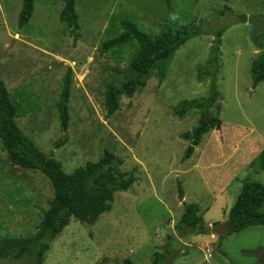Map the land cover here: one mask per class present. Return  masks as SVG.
Here are the masks:
<instances>
[{
    "label": "rangeland",
    "instance_id": "374dc122",
    "mask_svg": "<svg viewBox=\"0 0 264 264\" xmlns=\"http://www.w3.org/2000/svg\"><path fill=\"white\" fill-rule=\"evenodd\" d=\"M22 5L23 0H0V79L18 103L20 127L68 173L110 150L118 168L134 178L94 223L73 217L51 242L43 264H123L125 258L153 264L155 253H166L168 246L175 251L164 264H264L262 225L226 234L223 246L213 241L208 252L209 246L194 243L204 234L181 239L175 229L183 201L198 203L206 223L229 222L243 181L264 183V169L253 165L264 147V81L254 86L252 71L260 51L253 35L264 24V0H76V32L60 19L65 0H36L29 23L19 27ZM255 16H261L256 23ZM123 19L150 34L190 23L203 32L163 63V79L156 70L144 87L120 96L119 110L109 115L107 87L126 83L138 49L131 42L101 51L104 41L122 32ZM221 27L226 29L218 96L209 114L223 124L203 134L184 159L192 143L186 136L201 113L180 110L210 94L209 57ZM69 68L70 121L64 132L57 103ZM64 134L67 140L59 145ZM53 197L49 178L13 164L0 138V239L33 237ZM9 260L0 264H29L25 257Z\"/></svg>",
    "mask_w": 264,
    "mask_h": 264
},
{
    "label": "trees",
    "instance_id": "16d2710c",
    "mask_svg": "<svg viewBox=\"0 0 264 264\" xmlns=\"http://www.w3.org/2000/svg\"><path fill=\"white\" fill-rule=\"evenodd\" d=\"M170 1V0H168ZM36 0H23L19 12L18 25L24 27L33 16ZM255 16L253 22L256 23ZM264 17V16H262ZM60 19L74 32L79 30V15L76 11V0H65L60 12ZM240 19L246 21L245 16ZM122 32L103 42L101 51L137 43V51L133 54L130 67L131 74L126 83L117 87L109 85L106 90V109L109 115L119 110L120 96H131L138 88L146 85L147 77L156 70L161 79L164 78L163 63L169 62L177 50L189 39L203 32L197 24H184L178 27L168 26L158 34H150L142 30L137 23L130 19L121 21ZM226 27L215 32L214 42L209 57V72L212 75L211 91L208 98L200 102L187 104L180 110L197 109L201 113L200 122L194 128L191 145L187 147L184 159L192 156L195 146L201 141V136L211 129H221L222 120L209 114L210 107L218 96L216 75L220 69V47ZM254 44L260 49L252 63L254 86L264 81V24L253 35ZM72 69L69 68L63 80L62 90L57 103V110L64 132L70 121V100L72 93ZM19 106L10 93L4 80L0 79V138L8 153L9 160L22 168L39 170L51 181L54 197L39 224L38 231L33 237L23 240L12 237L0 239V259H11L9 263L26 258L29 264H43L45 254L51 247V242L65 229L74 217L82 222L94 223L98 218L111 209V202L118 191L131 188L134 178L130 172L122 171L116 165V155L106 150L97 161L87 162L77 167L73 172L64 170L61 161L44 152L36 141L30 137L17 121ZM67 140L64 134L59 145ZM253 165L264 169V147L253 161ZM183 199V192L179 190ZM184 212L175 225L181 239H188L194 234H205L210 231L207 226L201 206L196 202L183 201ZM229 221L232 231L220 234L224 236L242 231L251 226H264V183L259 180H244L235 203L229 211ZM169 239L174 240L173 233ZM175 247L168 246L166 253H155L153 264H164L174 253ZM174 260V259H173ZM94 264H116L101 260ZM123 264H137L130 258H125Z\"/></svg>",
    "mask_w": 264,
    "mask_h": 264
},
{
    "label": "crops",
    "instance_id": "0c3cea01",
    "mask_svg": "<svg viewBox=\"0 0 264 264\" xmlns=\"http://www.w3.org/2000/svg\"><path fill=\"white\" fill-rule=\"evenodd\" d=\"M212 222H213V221H209L208 223H206L207 226L210 227V229H211ZM214 222H215L214 224H216V223H227V221H220V220H216V221H214ZM245 229H246V228H245ZM243 230H244V229H243ZM243 230H242V231H243ZM204 236H205V238L200 239V240H202L201 243H199V242H194V243L209 246L210 249H209V248L207 249V247H206L207 252H208V250L211 251V248H213V246L210 245L213 241H216V242H214V243H212V244H215V243H216V244L219 245L218 247L223 246V239H222L223 236H221L220 234H214V233L211 231V232L205 233ZM207 252H206V253H207ZM211 256H212V255H211ZM211 256H210V257H211ZM187 257L192 258L191 255H189V254L186 256V258H187ZM207 258H209V253L207 254ZM192 259H195V258H192ZM210 264H212V263H210ZM216 264H221V263H216Z\"/></svg>",
    "mask_w": 264,
    "mask_h": 264
},
{
    "label": "water",
    "instance_id": "95a60500",
    "mask_svg": "<svg viewBox=\"0 0 264 264\" xmlns=\"http://www.w3.org/2000/svg\"><path fill=\"white\" fill-rule=\"evenodd\" d=\"M233 225L229 221L227 223H216L211 225V231L215 234H223L232 231Z\"/></svg>",
    "mask_w": 264,
    "mask_h": 264
}]
</instances>
